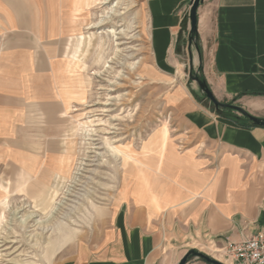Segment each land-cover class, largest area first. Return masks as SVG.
I'll return each mask as SVG.
<instances>
[{
  "label": "crops",
  "instance_id": "0c3cea01",
  "mask_svg": "<svg viewBox=\"0 0 264 264\" xmlns=\"http://www.w3.org/2000/svg\"><path fill=\"white\" fill-rule=\"evenodd\" d=\"M191 2L146 0L156 60L165 58V69L177 71L175 49L184 46L217 100L256 94L247 106L264 119V0H203L192 40ZM68 39L58 3L0 0V200L6 195V206L21 202L10 193L36 198L40 191L42 206L51 189L43 188V175L67 169L65 154L53 149L62 135L45 129L67 120ZM176 87L181 119L144 145L157 166L147 165L146 181L124 192L95 247L55 264H178L189 250L211 255L226 237L264 231V125L213 114L182 83ZM185 264L211 263L190 255Z\"/></svg>",
  "mask_w": 264,
  "mask_h": 264
},
{
  "label": "rangeland",
  "instance_id": "374dc122",
  "mask_svg": "<svg viewBox=\"0 0 264 264\" xmlns=\"http://www.w3.org/2000/svg\"><path fill=\"white\" fill-rule=\"evenodd\" d=\"M50 1L58 3L69 36L63 68L71 104L63 126L45 131L62 135L53 149L65 154L67 169L60 175H43V188L55 191L49 197L48 190L42 206L41 191L36 198L10 193L9 199L21 202L9 206L6 195L1 198L0 220L3 210L5 220L0 221V264H55L68 253L97 245L111 227L124 192L130 193L134 184L146 181L142 172L147 165L157 166L144 145L155 136L164 137L165 128H174L181 119L174 111L177 85L182 83L188 95L213 114L247 120L246 114L257 117V111L247 106L256 94L220 101L231 106L215 107L199 85L205 82L208 86L199 74L194 53L189 56L184 46L175 49L179 54V62L174 64L177 71L165 69V58L156 60L146 0H105L102 4L93 0L80 11L74 10L75 0ZM67 188L73 191L62 210L83 204L80 209L86 217L78 210L71 212V219L64 222H69L68 229L75 230L74 234L59 244L57 230L43 227L39 221ZM29 214L32 216L24 224L19 222ZM161 218L165 226V210Z\"/></svg>",
  "mask_w": 264,
  "mask_h": 264
},
{
  "label": "built area",
  "instance_id": "2783aa9c",
  "mask_svg": "<svg viewBox=\"0 0 264 264\" xmlns=\"http://www.w3.org/2000/svg\"><path fill=\"white\" fill-rule=\"evenodd\" d=\"M210 256L223 264H264V231L239 240L226 237L223 246L213 248Z\"/></svg>",
  "mask_w": 264,
  "mask_h": 264
},
{
  "label": "bare ground",
  "instance_id": "6f19581e",
  "mask_svg": "<svg viewBox=\"0 0 264 264\" xmlns=\"http://www.w3.org/2000/svg\"><path fill=\"white\" fill-rule=\"evenodd\" d=\"M105 0H98V3L102 4L104 3ZM93 0H75L74 1V10L75 11H80L81 9L88 7L90 5H92ZM103 19H100V21H102ZM90 134V133H89ZM87 140V139H86ZM87 142V141H86ZM89 142V141H88ZM109 145V143H108ZM112 146V145H111ZM92 147V146H91ZM111 148V147H110ZM113 149V148H112ZM111 149V150H112ZM106 160V159H105ZM84 163V162H83ZM79 170V169H78ZM76 172V171H75ZM79 172H77L78 174ZM83 174V173H81ZM76 175V174H75ZM74 175V176H75ZM77 180V177H74V182ZM72 182H70L71 184ZM69 184V185H70ZM72 189V188H71ZM70 188L65 189L63 195L61 196V198L57 201L52 203V205L49 207V209L46 211V213L44 214V219L39 221L40 224L44 227L45 226H52L53 228H55L58 232V237H57V242L60 244L66 242L67 240H70L71 237L74 234L75 230H70L68 229V223L66 224V222H64V220L66 218L71 219V212H76L75 210H78L80 212V214H82V216L86 217V214L84 213V211L82 209H80V206H83V204H72V206L70 205V208H68V211H63V207H65L66 205H68L66 203L67 200V196L71 195L72 191ZM85 194H83L82 196H84ZM2 202V201H1ZM92 205H94V203H91ZM78 205V206H77ZM96 206V205H94ZM3 213V212H2ZM33 214V213H32ZM32 214L26 215L25 217L21 218L19 220L20 223L24 224L27 219L31 216ZM84 217V218H85ZM1 220H3V218H1ZM0 220V221H1ZM5 220V219H4ZM74 221H76L74 219ZM72 228V227H71ZM39 237V236H38ZM58 246V245H57ZM40 247V246H39ZM51 255V253L49 254ZM215 255V254H214Z\"/></svg>",
  "mask_w": 264,
  "mask_h": 264
},
{
  "label": "water",
  "instance_id": "95a60500",
  "mask_svg": "<svg viewBox=\"0 0 264 264\" xmlns=\"http://www.w3.org/2000/svg\"><path fill=\"white\" fill-rule=\"evenodd\" d=\"M203 0H192L191 5H190V9H189V33L191 36H193L196 32L197 29V8L199 6L200 3H202ZM199 82V81H198ZM200 87L202 88V90L204 91L206 97L215 105V107H227V106H231L229 104L226 103H222L220 101H218L215 96L213 95L212 91L209 89V87L206 85L205 82H199ZM235 107L239 110H241L239 107L237 106H232ZM244 114H246L244 112ZM246 116H248V118L251 120L252 123L256 124V125H264V119H260L251 115L246 114ZM191 254H196L198 257L202 258L203 260L211 263V264H223L222 262H220L219 260L201 253V252H197L195 250H189L179 261L178 264H185L188 257Z\"/></svg>",
  "mask_w": 264,
  "mask_h": 264
}]
</instances>
